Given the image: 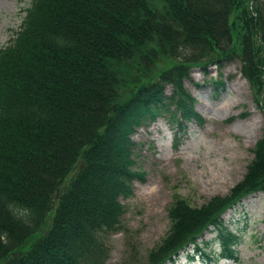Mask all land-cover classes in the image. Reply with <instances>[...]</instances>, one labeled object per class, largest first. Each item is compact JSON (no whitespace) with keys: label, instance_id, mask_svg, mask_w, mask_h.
<instances>
[{"label":"trees","instance_id":"trees-1","mask_svg":"<svg viewBox=\"0 0 264 264\" xmlns=\"http://www.w3.org/2000/svg\"><path fill=\"white\" fill-rule=\"evenodd\" d=\"M23 10L0 48V264H103L120 198L143 178L132 135L171 106L179 128L198 117L184 86L192 69L239 59L264 110V0H31ZM256 192L264 132L230 194L200 207L176 198L166 236L137 264L173 263L190 245L210 259L198 241L210 227L220 256L234 258L238 236L222 217Z\"/></svg>","mask_w":264,"mask_h":264},{"label":"rangeland","instance_id":"rangeland-1","mask_svg":"<svg viewBox=\"0 0 264 264\" xmlns=\"http://www.w3.org/2000/svg\"><path fill=\"white\" fill-rule=\"evenodd\" d=\"M31 0H0V48L11 38ZM239 38L244 31L237 33ZM239 59L206 70L194 68L184 80L194 97L198 117L176 125L169 111L147 120L132 135L134 169L142 179L121 197L120 226L103 240V264H137L166 236L169 209L176 198L200 207L214 196L225 197L240 183L264 132V110L257 106L260 86L241 73ZM262 82V80H261ZM221 83H223L221 85ZM171 87L165 89L171 94ZM238 236L234 258L220 256L216 231L210 227L198 241L210 259L190 245L168 264H264V192L252 193L223 214Z\"/></svg>","mask_w":264,"mask_h":264}]
</instances>
